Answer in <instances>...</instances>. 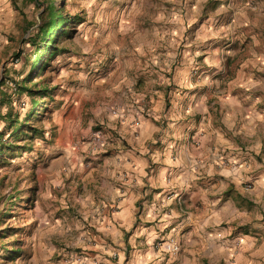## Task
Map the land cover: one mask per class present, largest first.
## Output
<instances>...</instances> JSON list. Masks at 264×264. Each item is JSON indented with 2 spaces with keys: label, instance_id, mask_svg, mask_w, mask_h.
Segmentation results:
<instances>
[{
  "label": "clouds",
  "instance_id": "obj_1",
  "mask_svg": "<svg viewBox=\"0 0 264 264\" xmlns=\"http://www.w3.org/2000/svg\"><path fill=\"white\" fill-rule=\"evenodd\" d=\"M0 264H264V0H0Z\"/></svg>",
  "mask_w": 264,
  "mask_h": 264
}]
</instances>
